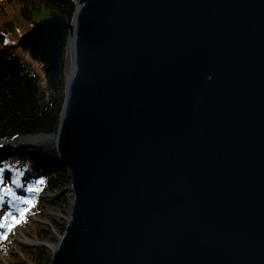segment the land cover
Listing matches in <instances>:
<instances>
[{"label":"water","instance_id":"95a60500","mask_svg":"<svg viewBox=\"0 0 264 264\" xmlns=\"http://www.w3.org/2000/svg\"><path fill=\"white\" fill-rule=\"evenodd\" d=\"M20 38L59 77L71 204L49 264H264V0H73ZM36 245V246H37Z\"/></svg>","mask_w":264,"mask_h":264},{"label":"trees","instance_id":"16d2710c","mask_svg":"<svg viewBox=\"0 0 264 264\" xmlns=\"http://www.w3.org/2000/svg\"><path fill=\"white\" fill-rule=\"evenodd\" d=\"M5 7V8H4ZM12 8V12L6 11ZM75 10L73 0H5L0 2V139L16 140L22 136L39 133L48 134L56 130L64 102L62 73L54 88L42 86L38 70L29 63L8 37H18L34 24L58 14L71 20ZM67 30L63 31L60 48V67L65 60ZM0 162L11 167L12 178L22 185L11 188L17 196L30 201L15 200L5 194L0 203V217L5 211L11 213L4 223L11 224L12 217L20 219L23 232H32L39 242L56 243L63 233L70 207L69 169L62 164L49 141L32 146L1 147ZM18 170V172L16 171ZM4 178L7 182L9 170ZM41 183H35L41 180ZM27 182H32L36 191L25 190ZM28 209L21 217V211ZM36 215L34 219L33 216ZM46 221L43 223L42 220ZM3 229V228H2ZM1 249L5 262L9 264H48L51 252L45 246L27 247L18 244L12 248L3 242Z\"/></svg>","mask_w":264,"mask_h":264},{"label":"rangeland","instance_id":"374dc122","mask_svg":"<svg viewBox=\"0 0 264 264\" xmlns=\"http://www.w3.org/2000/svg\"><path fill=\"white\" fill-rule=\"evenodd\" d=\"M0 2L2 4H4L5 0H0ZM6 11H8V13L12 12V8L6 7ZM24 34H25V32L20 33L18 35V37H11V38L8 37L6 41L10 40L11 43L17 44V46L19 48L18 50L24 55L26 60L29 63H31V65L34 66L38 70V72L40 73V76H41V83H42L43 87L48 88V89L54 88L55 83H58V81H57L58 77L52 78L51 76L46 75L44 73V63L42 61H39L37 59L32 58L29 55L27 48H25L22 43H18L20 38ZM70 60H71V52H70L69 45L66 44L64 66H63L62 72H61L64 86H65V79L67 77V74H68L69 68H70ZM69 196H70V194H69ZM70 204H71V197H70ZM69 210H70V207H69ZM69 210H68V213H69ZM67 216H68V214H67ZM67 216L63 217L64 221H65V218ZM33 218L35 219L36 215H34ZM45 221H46L45 219L42 220L43 223ZM11 224L14 225L12 229H8L7 227H5V229H3V232L1 233L4 235V238L0 239V264H9V263L5 262V258L3 255L4 253H3V250L1 249L3 242L7 243V246H11L12 248L16 247L18 244H23L27 247H32V248L40 246V245H37V243H39V241H37L36 239H34L32 237V235H33L32 232H27V231L23 232V229L20 226V224H16L15 221H13ZM59 236H61V234L57 236V242H58ZM56 243H47V244L56 245ZM46 248H48V247H46Z\"/></svg>","mask_w":264,"mask_h":264},{"label":"snow or ice","instance_id":"6c2138e0","mask_svg":"<svg viewBox=\"0 0 264 264\" xmlns=\"http://www.w3.org/2000/svg\"><path fill=\"white\" fill-rule=\"evenodd\" d=\"M9 170V178L7 180V182L5 181L4 178V172L5 169ZM18 172V170H16ZM13 175V170L11 169L10 166L3 164L2 162H0V203L4 202L5 200V194H7L8 196H11L13 199L15 200H23L25 203H30L29 200H27L26 198L22 197V196H17L16 193L12 190L11 185L12 184H16L17 187H21L22 185L19 183L18 181V176L17 178H12ZM42 182V178L41 180L36 181L35 183H41ZM26 191L28 192H32V191H36L37 189L34 188L33 183L32 182H27V187L25 188ZM28 209H24L21 211V217H23L24 212H26ZM11 215L10 212L5 211L3 214V217H0V228H5L7 227L8 229H12L14 225L12 224H5L4 223V219H6L7 217H9ZM12 219L15 221L16 224H19L21 222L20 219H17L16 217H12ZM4 238L3 234H0V239Z\"/></svg>","mask_w":264,"mask_h":264},{"label":"bare ground","instance_id":"6f19581e","mask_svg":"<svg viewBox=\"0 0 264 264\" xmlns=\"http://www.w3.org/2000/svg\"><path fill=\"white\" fill-rule=\"evenodd\" d=\"M49 264V263H48Z\"/></svg>","mask_w":264,"mask_h":264}]
</instances>
